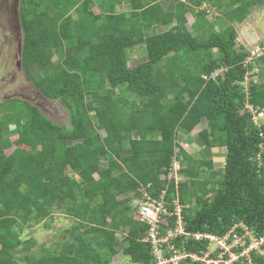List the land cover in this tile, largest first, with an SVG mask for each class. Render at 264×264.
Masks as SVG:
<instances>
[{
  "label": "trees",
  "instance_id": "1",
  "mask_svg": "<svg viewBox=\"0 0 264 264\" xmlns=\"http://www.w3.org/2000/svg\"><path fill=\"white\" fill-rule=\"evenodd\" d=\"M263 1L179 0L168 12L159 0H20L22 69L62 104L69 124L11 98L27 112L14 140L0 128L2 149L14 146L0 152V264H111L119 245L132 262L152 264L141 240L147 225L133 217L139 188L153 197L166 188V201L177 198L187 232L221 236L243 224L264 235V122L256 126L245 107L264 110V54L244 63L248 50L237 45L234 26ZM121 2L126 11L116 10ZM139 43L147 59L129 67L126 49ZM203 119L207 126L190 138ZM183 140L196 143L199 156ZM219 147L226 152L216 170L204 148ZM175 148L177 187L162 177ZM61 205L79 222L35 255L34 240L21 238L23 226ZM176 244L206 249V241Z\"/></svg>",
  "mask_w": 264,
  "mask_h": 264
},
{
  "label": "rangeland",
  "instance_id": "2",
  "mask_svg": "<svg viewBox=\"0 0 264 264\" xmlns=\"http://www.w3.org/2000/svg\"><path fill=\"white\" fill-rule=\"evenodd\" d=\"M19 3L20 0H0V128L3 132L12 128L15 131L17 119L26 118L25 112H27V108L22 101H12V97L27 99L37 105L48 118L59 124L68 125V114L62 104L58 100L46 98L34 86V83L27 78L25 71L22 69L19 60L21 53L19 50V44L21 43V27L18 14ZM93 10L94 12L99 11L97 7H94ZM211 14L212 11L208 16L211 17ZM213 16L215 17V13L212 14ZM186 18L187 26L190 28V24L194 19L190 13L186 14ZM216 21H218L217 28H221L222 20ZM234 26L237 34L236 43L237 45H242L246 50L253 49L260 40L264 41V1L259 5H255L250 10V14L242 22L235 23ZM160 30L155 28L154 31ZM136 46L141 53H146L143 43L136 44ZM131 48L133 47L126 49V54L129 53ZM252 75L254 80L258 79L256 73H252ZM244 83L246 85L247 81H244ZM253 114L254 118L258 119L260 123L264 122V114H258L257 112ZM5 136L6 133L4 134ZM15 137L12 136L11 140H14ZM6 142L8 144V141H3L5 145ZM13 148L14 146H11L7 152L10 153ZM186 149L191 154L199 156V147L196 144H191ZM220 163L223 165L224 162L220 161ZM215 168L218 169L219 166H215ZM73 176L76 177L75 175ZM182 180H185V178L182 177ZM136 200L132 199V206H134ZM78 222L75 217L68 216L58 206L54 208L51 217H47L38 223L31 222L30 226H23L21 238L24 240L33 239L35 244L32 246L31 252L39 255L43 253V249H50L57 241H64L68 236L66 229H70ZM116 236L119 239L122 238L121 233H117ZM21 255L22 252L17 257ZM113 264L138 263L132 262L128 256L120 253L115 256Z\"/></svg>",
  "mask_w": 264,
  "mask_h": 264
},
{
  "label": "built area",
  "instance_id": "3",
  "mask_svg": "<svg viewBox=\"0 0 264 264\" xmlns=\"http://www.w3.org/2000/svg\"><path fill=\"white\" fill-rule=\"evenodd\" d=\"M263 54L264 41L260 40L258 45L248 50L244 63H253ZM220 71L221 69L215 70L212 76ZM245 107L252 112V119L259 127L261 123L254 118L253 113L264 114V110L253 109L248 103ZM181 144L185 148L189 146L185 141ZM177 151L178 148H175L167 173L162 176L167 181L166 186L172 183L177 187L181 180V164L177 158ZM140 189L142 194L134 203L133 217L147 225L141 240L150 245L152 264H233L236 261H240L241 264H257L251 253L264 258V235H256L243 224L234 225L221 236L207 231L187 232L184 228L183 206L177 198L166 201V188L156 197L149 195L145 188ZM237 226L240 227V232L236 231ZM179 239L182 243L187 240L206 241V249L201 253L188 251L184 246L176 244Z\"/></svg>",
  "mask_w": 264,
  "mask_h": 264
},
{
  "label": "crops",
  "instance_id": "4",
  "mask_svg": "<svg viewBox=\"0 0 264 264\" xmlns=\"http://www.w3.org/2000/svg\"><path fill=\"white\" fill-rule=\"evenodd\" d=\"M179 0H159V4H160V6L162 7V9H164L165 11H168V12H170V11H174V9H175V6H176V4H177V2H178ZM127 2H121V3H119L118 5H116V10L117 11H126L127 10ZM208 19H210V16H208ZM190 29V28H189ZM133 48H131L130 49V51H129V53L128 54H126L127 55V65L129 66V67H133V66H135V65H137V64H139L140 62H143V61H145L146 59H147V55H146V53H141L140 52V49L136 46V44L134 45V46H132ZM131 65V66H130ZM25 100V99H24ZM27 100V99H26ZM27 101H29V100H27ZM29 102H31V101H29ZM207 126V123H206V120L205 119H203V120H201V122L199 123V124H197L196 126H195V128L192 130V132L190 133V135H189V137L190 138H194L196 135H197V133L201 130V129H203V128H205ZM13 132H14V129L12 128L11 130L10 129H7L5 132H4V134L6 133V136L7 135H9V140L10 141H12L11 140V137L12 136H16L15 134H13ZM194 132H196L195 133V135H194ZM5 136V137H6ZM184 141V140H183ZM192 144H196V143H192ZM191 145V144H190ZM2 145L0 144V152L1 153H3L4 155H7V154H9L8 152H7V150L8 149H10L11 148V146H13V145H11V146H9V147H6V148H4V149H2V147H1ZM199 150H200V147H199ZM204 150H205V154L207 155V157H209V158H211V160H212V162H213V167L215 168V166H219V168L218 169H221L222 167H223V165H221L222 163H220V161H222L223 162V160H224V155H225V152H226V150H225V148L224 147H219V148H204ZM126 152V151H125ZM124 152V153H125ZM218 161V162H217ZM217 163H218V165H217ZM216 169V168H215ZM217 170V169H216ZM216 177H219L218 175L216 176ZM59 207H61V209H63L64 210V205H61V206H59ZM56 208V207H55ZM69 216V215H68ZM71 217H73V216H71ZM77 220V219H76ZM121 248H122V246H120L119 245V252L115 255V256H118L120 253H122L121 252ZM123 254V253H122ZM124 255V254H123ZM115 256L113 257V259L111 260L113 263H114V258H115ZM129 258V257H128ZM111 262V264H113Z\"/></svg>",
  "mask_w": 264,
  "mask_h": 264
},
{
  "label": "water",
  "instance_id": "5",
  "mask_svg": "<svg viewBox=\"0 0 264 264\" xmlns=\"http://www.w3.org/2000/svg\"><path fill=\"white\" fill-rule=\"evenodd\" d=\"M19 50H20V52H21V44H19Z\"/></svg>",
  "mask_w": 264,
  "mask_h": 264
},
{
  "label": "clouds",
  "instance_id": "6",
  "mask_svg": "<svg viewBox=\"0 0 264 264\" xmlns=\"http://www.w3.org/2000/svg\"><path fill=\"white\" fill-rule=\"evenodd\" d=\"M190 145V144H189Z\"/></svg>",
  "mask_w": 264,
  "mask_h": 264
}]
</instances>
